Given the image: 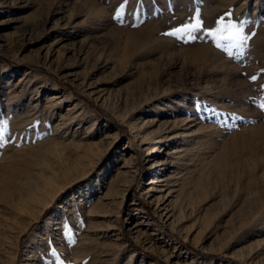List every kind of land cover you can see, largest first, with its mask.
Masks as SVG:
<instances>
[{"label":"rangeland","instance_id":"374dc122","mask_svg":"<svg viewBox=\"0 0 264 264\" xmlns=\"http://www.w3.org/2000/svg\"><path fill=\"white\" fill-rule=\"evenodd\" d=\"M261 104L264 0H0V264H264Z\"/></svg>","mask_w":264,"mask_h":264},{"label":"snow or ice","instance_id":"6c2138e0","mask_svg":"<svg viewBox=\"0 0 264 264\" xmlns=\"http://www.w3.org/2000/svg\"><path fill=\"white\" fill-rule=\"evenodd\" d=\"M121 11H116L117 18L121 15ZM231 15V13H228ZM219 27L210 31L208 34L212 36L215 40V46L218 49H223L227 51V49L231 46H235L236 42L243 43L249 37H245L242 33V30L238 28L234 23L225 24L224 18L221 17L219 21H217ZM202 26V21L200 19H196V22L193 24H184L182 27H177L173 30V32L169 33V35H176L178 33L187 32L190 29H199ZM254 35V34H253ZM191 39H196V37H190ZM256 77L253 76L252 80H255ZM261 108H264V104L260 105Z\"/></svg>","mask_w":264,"mask_h":264},{"label":"bare ground","instance_id":"6f19581e","mask_svg":"<svg viewBox=\"0 0 264 264\" xmlns=\"http://www.w3.org/2000/svg\"><path fill=\"white\" fill-rule=\"evenodd\" d=\"M152 182H150L149 184H151ZM149 191H152V189H149Z\"/></svg>","mask_w":264,"mask_h":264}]
</instances>
